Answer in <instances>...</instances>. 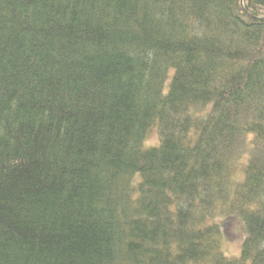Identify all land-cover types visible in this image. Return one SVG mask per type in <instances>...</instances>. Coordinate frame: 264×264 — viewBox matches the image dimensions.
Returning a JSON list of instances; mask_svg holds the SVG:
<instances>
[{
  "label": "trees",
  "instance_id": "obj_1",
  "mask_svg": "<svg viewBox=\"0 0 264 264\" xmlns=\"http://www.w3.org/2000/svg\"><path fill=\"white\" fill-rule=\"evenodd\" d=\"M0 264H264V0H0Z\"/></svg>",
  "mask_w": 264,
  "mask_h": 264
},
{
  "label": "rangeland",
  "instance_id": "obj_2",
  "mask_svg": "<svg viewBox=\"0 0 264 264\" xmlns=\"http://www.w3.org/2000/svg\"><path fill=\"white\" fill-rule=\"evenodd\" d=\"M144 145L151 146L155 145L159 141V134H157V130L151 132L150 136L145 140ZM224 226V240L222 243V247L224 248V252L227 256L231 257L239 254L240 245L244 240L245 235L242 225L239 226V222L236 219H233L229 222V224H225Z\"/></svg>",
  "mask_w": 264,
  "mask_h": 264
}]
</instances>
